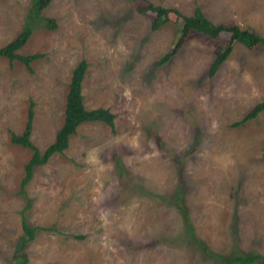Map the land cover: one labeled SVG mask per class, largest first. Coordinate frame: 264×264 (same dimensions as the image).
Segmentation results:
<instances>
[{"label": "rangeland", "instance_id": "1", "mask_svg": "<svg viewBox=\"0 0 264 264\" xmlns=\"http://www.w3.org/2000/svg\"><path fill=\"white\" fill-rule=\"evenodd\" d=\"M264 37V0H147ZM145 2L50 0L56 28L18 51L43 53L31 70L0 57V264L14 258L25 220L36 232L26 264H228L264 256V48L236 42L214 72L221 40L192 31L167 62L178 17L152 30ZM31 0H0V47L22 29ZM85 59L88 109L116 113L115 128L85 122L69 147L34 170L11 141L31 103L33 143L44 150L65 118L72 69ZM28 199L31 207L26 209ZM82 235L84 237H77ZM207 245L211 253L203 250ZM238 264V263H235ZM254 264H264L262 260Z\"/></svg>", "mask_w": 264, "mask_h": 264}, {"label": "trees", "instance_id": "2", "mask_svg": "<svg viewBox=\"0 0 264 264\" xmlns=\"http://www.w3.org/2000/svg\"><path fill=\"white\" fill-rule=\"evenodd\" d=\"M131 2L143 1L145 4L138 8L139 12L146 14L151 20L152 30H158L160 27L170 21V14H175L178 21L177 36L172 40V47L159 61L158 64L170 60L183 46L186 38L192 31L200 32L212 38H219L221 40V50L214 59L213 69L214 73L230 56L236 42H241L249 48H264V37L249 30L243 29L236 24L213 23L197 6L192 14H184L174 7H166L163 5H156L147 0H128ZM50 0H31V5L28 8L21 31L15 39L8 42L6 45L0 47V57H6L13 60H18L24 63L30 70L31 63L44 56L43 53H33L28 55L19 54L18 51L28 42L32 33L37 29L42 28H56V21L42 13V10L49 4ZM89 64L83 59L72 70V75L69 83L68 93L65 104V118L64 122L56 133L55 140L50 143L44 150L38 148L32 141L31 135L34 122V108L31 103L28 111V118L21 134L11 131V141L14 144L22 145L32 150V157L25 165V175L21 181V192L26 195L25 186L33 178L36 167L46 164L50 158L56 153H63L69 147L70 136L77 132L80 124L85 122L102 121L115 128L116 113L107 107H97L88 109L84 102V94L82 92V83L86 75ZM264 111V100L255 104L250 111L235 123V126L256 118ZM31 207V200L28 199L26 209ZM22 229L24 235L21 237L20 246L14 253V258L22 257L23 260L17 264H26L28 258L24 251L28 243L34 239L36 227L30 226L25 220L23 221ZM77 237H84L77 235ZM204 252L212 257H217L205 245L202 244ZM221 260L228 264H254L259 260L264 263V256L261 254H238L230 258H223Z\"/></svg>", "mask_w": 264, "mask_h": 264}]
</instances>
